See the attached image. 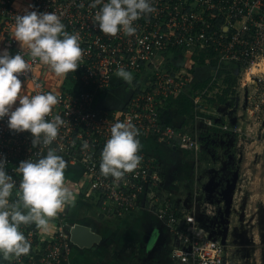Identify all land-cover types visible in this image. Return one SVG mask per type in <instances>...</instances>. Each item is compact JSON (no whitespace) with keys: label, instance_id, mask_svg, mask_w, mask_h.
I'll return each mask as SVG.
<instances>
[{"label":"built area","instance_id":"built-area-1","mask_svg":"<svg viewBox=\"0 0 264 264\" xmlns=\"http://www.w3.org/2000/svg\"><path fill=\"white\" fill-rule=\"evenodd\" d=\"M92 3L0 0L2 47L12 56L23 51L14 29L16 16L26 10L55 12L67 32L80 35L84 54L75 72L57 76L25 50L22 54L31 65V73L19 77L27 95L51 92L59 98L48 119L60 115L64 124L50 147L66 160L65 181L74 194V200L61 212L83 200L94 206L98 217L122 219L129 213L147 212L170 236L171 263L229 264L226 242L211 228L216 206L203 196L208 185L195 183L193 190L185 193L182 182L171 180L161 161L142 150L139 167L116 181L101 174V152L112 125L130 121L138 129L140 141L151 139L200 154L202 146L193 128L202 115L213 127L209 117L216 114L210 104H214L211 99L218 90L213 85L218 86L219 72L242 76L241 86L248 87L246 100L264 112V0H151L156 12L134 22L136 33L128 36L121 31L115 37L103 34L94 24L101 5L91 8ZM206 66L214 71L212 78L201 92L194 93L196 68ZM120 67L132 73L130 84L117 76ZM119 86L127 97L118 108L96 107L99 92L109 93ZM181 96L192 100L194 124L164 119L174 110L171 103ZM32 140L28 131L11 130L8 117L0 119V160L5 161L6 173L17 183L12 202L17 199L21 179L15 169L22 161L38 159L40 146L33 147ZM42 154H47V148ZM52 220L58 223V218ZM57 229L43 238L35 224L21 225L20 231L31 243L30 252L11 260L0 255V264H56L60 248L67 250L71 245Z\"/></svg>","mask_w":264,"mask_h":264},{"label":"clouds","instance_id":"clouds-1","mask_svg":"<svg viewBox=\"0 0 264 264\" xmlns=\"http://www.w3.org/2000/svg\"><path fill=\"white\" fill-rule=\"evenodd\" d=\"M98 5L101 7L94 16V24H98L103 34L112 37L121 31L134 35V22L156 12L151 0H93L89 7ZM14 36L23 51L14 56L7 50L0 52V119L8 117V127L15 132H30L33 147L40 146V151L38 159L22 161L15 169L21 179L14 202L10 197L17 183L6 173L5 161L0 160V255L4 260L19 259L30 252L31 243L20 231L21 225L35 224L39 230L48 232L51 219L74 200L65 181L67 162L50 147L64 124L60 115L48 119L59 98L51 92L23 94L19 77L31 73V65L22 53L26 50L33 60L38 58L57 76L75 72L84 54L79 33L67 32L55 12L26 10L23 15H17ZM116 74L125 83L133 80L132 73L123 67ZM17 101L19 106L14 108ZM138 136V129L130 121L112 125L110 138L101 152L103 176L120 181L139 167L142 157ZM43 148H47L46 155L42 154Z\"/></svg>","mask_w":264,"mask_h":264},{"label":"rangeland","instance_id":"rangeland-1","mask_svg":"<svg viewBox=\"0 0 264 264\" xmlns=\"http://www.w3.org/2000/svg\"><path fill=\"white\" fill-rule=\"evenodd\" d=\"M204 69L205 73L212 70L208 66ZM206 75L198 77V73L197 78ZM235 76L234 92L227 96L223 106L210 104L215 109L216 116L211 118L216 131L208 130L211 125L205 122L206 115L198 118L201 122L193 128L201 146L204 145L202 154L156 143L158 147L147 146L155 148V157L165 169L172 168L171 180L181 181L185 193L192 191L195 183L208 185L202 195L216 206L211 228L216 237L225 240L229 264H264V112L246 100L248 87L241 86L242 76ZM114 90L113 94L99 92L97 102L104 108H118L127 92L123 86ZM186 123L194 124V121L186 118ZM81 205L75 212H60L53 218L60 219L58 227L71 243L67 250L60 248L56 264H76L80 257L82 264H170L168 242L158 224L140 240L135 225L123 223V218L103 220L97 216L96 209L94 214L90 207ZM148 215L152 216L144 212V217ZM150 220L154 225L153 219ZM54 222L51 219L50 223ZM74 223L89 227L98 237L97 241L84 248L71 242L69 230ZM57 230L54 228L53 234ZM145 236L148 237L145 239ZM148 245H151L150 252L146 254Z\"/></svg>","mask_w":264,"mask_h":264},{"label":"crops","instance_id":"crops-1","mask_svg":"<svg viewBox=\"0 0 264 264\" xmlns=\"http://www.w3.org/2000/svg\"><path fill=\"white\" fill-rule=\"evenodd\" d=\"M2 37H0V52H2V51H4L3 50V47H2ZM19 43V42H18ZM20 44V43H19ZM199 69H201V71L199 72ZM203 70H205L204 69V67H198V68H196V73H197V76H198V73H199V76L198 77H201L202 76V74H207L206 76H205V78H200L199 80H198V78H197V80L198 81H204V80H207L208 82H210V80H211V78H212V74L214 73V71L213 70H209V72H204ZM46 76H48V75H46ZM49 76L50 77H52V75H50L49 74ZM226 75H223L222 74V72H220V73H218L217 74V77L220 79L219 81H218V86L215 84V85H213V87L214 88H216V89H218L217 90V92L213 95V99H214V97H216V95L217 94H220L221 93V90L223 89V88H225L226 86H225V84L223 83V81H224V77H225ZM233 76V78H234V80H235V85H236V76H234V75H232ZM234 85V86H235ZM233 86V87H234ZM26 92H27V90H26V88L24 87L23 88V94H26ZM115 92V90H113L112 92H109L108 94H113ZM234 92V90L233 89H231V93H233ZM230 93V94H231ZM97 100H98V98L96 99V107L97 108H99V109H102V108H104V107H102V105H101V103L100 102H97ZM123 102V101H122ZM122 104V103H121ZM17 106H19V102L17 101V104L14 106V108L15 107H17ZM14 108H13V110H14ZM203 117V115L200 117V118H202ZM186 118L187 117H181V116H179V115H177L176 114V112L174 111V110H171V111H169V112H167L166 114H165V117H164V119L167 121V122H170V123H175V122H178V121H180V120H182V121H184L185 123H186ZM206 118H208V117H206ZM209 118H211V117H209ZM191 121H194V116H193V114H192V118H189ZM204 119V118H203ZM199 121L201 122V119L199 120V119H197L196 120V124L198 125V123H199ZM195 122V121H194ZM215 128H217L216 126L214 127H209L208 128V130L210 131V132H212L213 133V129H215ZM154 143H156L155 141H153V140H151V139H147V140H141L140 141V144H141V148H140V150H142L143 152H146V153H148L149 155H152V156H154L155 157V155H156V153H155V148L154 147H148V146H150V145H154V146H156V147H158V145H155ZM144 144L147 146V147H144ZM156 144H158V143H156ZM203 144V143H202ZM160 145V144H159ZM162 146V145H161ZM165 147V146H164ZM171 149V148H170ZM205 151V148H204V145H203V147H202V151H201V153L200 154H202L203 152ZM185 152H188V151H185ZM168 167V166H167ZM169 169H166V171H167V173H169L171 170H172V168H170V167H168ZM84 201V200H83ZM82 201V202H83ZM81 202V203H82ZM85 203L83 204L85 207H90V208H88L89 210H90V212H94V214H95V208H94V206H90L91 205V203L90 202H88V201H84ZM79 205H81V204H79ZM79 205H76V206H74L71 210H69V213H72V212H75V210L76 209H78V208H80L79 207ZM83 205H81V206H83ZM82 210H86V209H82ZM88 212V211H87ZM90 215V214H89ZM87 216V215H86ZM150 215H148V216H146V217H144V212H133V213H129V214H127L124 218H123V223H125V224H129L130 226L131 225H135V228L134 229H136V231H137V238L138 239H140V240H144V233L145 232H147L148 234H149V232L148 231H150V229L152 228V230H155V225L156 224H158L159 226H161V229H162V232L165 234V236H166V241L169 243V235H168V232H167V230H166V228H165V226L164 225H162L158 220H156L153 216H150ZM103 218V220H105V219H111V218H104V217H102ZM150 218L151 219H153V221H154V225H153V223L151 222V220H150ZM58 220H60L59 218H58ZM55 222L54 223H50V229H49V231L48 232H43L42 231V234H43V238H48V237H50L52 234H53V229L54 228H57L58 227V224H57V221L56 220H54ZM55 224V225H54ZM75 224H77V223H74L73 225H75ZM72 225V226H73ZM129 225H127V226H129ZM137 228H139V230H137ZM146 234V233H145ZM148 236H145V239L147 238ZM139 241V240H138ZM145 244H146V242H145ZM76 245V244H75ZM74 245V246H75ZM79 247V246H78ZM151 247V245H148L145 249H146V254H149V249L148 248H150ZM79 248H84V247H79ZM75 252V251H74ZM76 264H82V258L80 257V258H78V259H76ZM170 264H174V263H171L170 262Z\"/></svg>","mask_w":264,"mask_h":264},{"label":"trees","instance_id":"trees-1","mask_svg":"<svg viewBox=\"0 0 264 264\" xmlns=\"http://www.w3.org/2000/svg\"><path fill=\"white\" fill-rule=\"evenodd\" d=\"M220 73V72H219ZM223 83L225 84V88L221 90L220 94H217L214 99L212 98L211 101L214 104H222L226 101L227 96L231 93V89H233V86L235 85L234 78L226 73V76L224 77ZM208 84L207 80L204 81H196L194 83V86L192 87V90L194 93L201 92L204 87ZM174 108V111L177 115L181 117H187L192 118V110H193V104L192 100L188 96H181L180 98L174 100L171 105ZM217 128L213 129V132L216 131ZM187 151V150H185Z\"/></svg>","mask_w":264,"mask_h":264},{"label":"water","instance_id":"water-1","mask_svg":"<svg viewBox=\"0 0 264 264\" xmlns=\"http://www.w3.org/2000/svg\"><path fill=\"white\" fill-rule=\"evenodd\" d=\"M71 242L78 245L79 247H84L91 242L97 241L98 237L93 233L89 227L83 224H75L71 226L69 230Z\"/></svg>","mask_w":264,"mask_h":264}]
</instances>
